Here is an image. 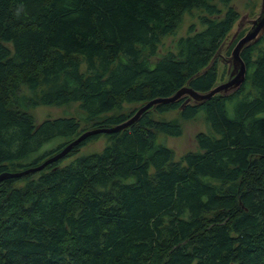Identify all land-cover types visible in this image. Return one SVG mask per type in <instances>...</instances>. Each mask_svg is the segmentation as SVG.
Instances as JSON below:
<instances>
[{
  "label": "trees",
  "instance_id": "16d2710c",
  "mask_svg": "<svg viewBox=\"0 0 264 264\" xmlns=\"http://www.w3.org/2000/svg\"><path fill=\"white\" fill-rule=\"evenodd\" d=\"M230 1L0 0V175L39 166L152 99L212 89L216 54L239 17ZM192 9L205 12L204 27L158 56ZM240 56L238 88L158 103L125 129L0 180V264H264V33ZM51 82L37 96L21 92ZM71 101L90 128L74 116L37 123L29 112ZM123 102L141 104L110 114ZM173 110L203 112L208 126L178 160L159 140L182 132L160 116ZM101 135V152L65 162Z\"/></svg>",
  "mask_w": 264,
  "mask_h": 264
},
{
  "label": "rangeland",
  "instance_id": "374dc122",
  "mask_svg": "<svg viewBox=\"0 0 264 264\" xmlns=\"http://www.w3.org/2000/svg\"><path fill=\"white\" fill-rule=\"evenodd\" d=\"M229 5H231L238 12V19L235 21L229 35L221 45L216 57L215 63L218 69V79L217 83H221L227 80L228 71L226 60L230 57L232 48L240 36H243L246 31L250 28V22L254 19L260 12L261 0H231ZM217 6L221 8L222 11L225 10V6L217 3ZM206 14L203 10L192 9L190 12L183 14L181 22L178 28L173 34L166 35L162 37L157 54L158 56L165 54L166 52H176L175 41L180 36H186L189 32V27L193 25L195 30H201L204 25L202 23V17ZM231 50V51H230ZM85 67L82 64L81 69ZM54 84L51 83H41L35 90L30 89L26 85L21 86V92L27 96L34 97L41 93H44L50 89L54 88ZM141 103L138 102H123L119 108H116L110 112V114H128L132 110L137 109ZM29 112L32 114L35 122H40L46 118H57L63 116H74L80 119V127L90 128L84 120H82L83 113L79 107L78 101H71L69 103L61 105H37L35 107H30ZM162 118L167 120H174L178 122L181 126L182 132L179 136H169L160 134L159 140L166 144L169 148L173 150L175 160L180 159V157L188 151L195 150L197 144L195 141L196 134L200 131H207V124L204 120L203 112H200L196 118L193 119H183L178 110L169 111L160 115ZM264 117V112L260 114ZM107 143V138L105 135L98 136L92 141L88 142L85 146L81 147L77 152H75L71 157L67 158L66 161H71L76 157L90 155L93 153H99L102 151ZM51 144H46L44 148L50 147Z\"/></svg>",
  "mask_w": 264,
  "mask_h": 264
},
{
  "label": "water",
  "instance_id": "95a60500",
  "mask_svg": "<svg viewBox=\"0 0 264 264\" xmlns=\"http://www.w3.org/2000/svg\"><path fill=\"white\" fill-rule=\"evenodd\" d=\"M263 33H264V0H261L260 12L254 19L251 20L250 28L246 31V33L236 41L234 47L232 48L230 57L226 60V64L228 67L227 68L228 78L226 81L224 80L221 83H216L212 89H210L209 91L205 93L197 92L185 86L179 89L176 93H174L170 97L152 99L144 103L141 107H139L132 116H130L128 119H126L122 123H119L117 125H114L112 127H107V128L89 129L83 132L79 137H77V139H75L74 141L66 145L54 157H52L51 159L45 160L39 166L31 167L22 172H18V173L2 174L0 175V180L7 178V177H18V176H21L22 174H25L28 172H34V171L41 169L47 162L52 161L54 159H58L62 157L63 155H65L71 149L72 146H74L81 140L85 139L89 135H95L98 133H114L122 129H125L126 127L136 122L144 111H146L147 109H149L150 107L158 103L175 102L184 96H187V99L185 100V102H189L191 100L203 102L211 98L217 93H228L238 88L244 82L246 71H247L246 66L240 56V52L244 48V46L256 41Z\"/></svg>",
  "mask_w": 264,
  "mask_h": 264
},
{
  "label": "bare ground",
  "instance_id": "6f19581e",
  "mask_svg": "<svg viewBox=\"0 0 264 264\" xmlns=\"http://www.w3.org/2000/svg\"><path fill=\"white\" fill-rule=\"evenodd\" d=\"M232 70V69H231ZM193 101V100H192Z\"/></svg>",
  "mask_w": 264,
  "mask_h": 264
}]
</instances>
